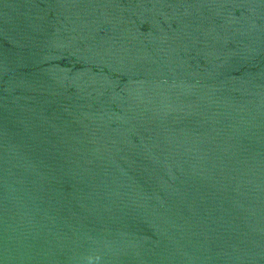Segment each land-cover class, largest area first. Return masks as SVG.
Segmentation results:
<instances>
[{
  "label": "water",
  "instance_id": "obj_1",
  "mask_svg": "<svg viewBox=\"0 0 264 264\" xmlns=\"http://www.w3.org/2000/svg\"><path fill=\"white\" fill-rule=\"evenodd\" d=\"M0 264H264V0H0Z\"/></svg>",
  "mask_w": 264,
  "mask_h": 264
}]
</instances>
